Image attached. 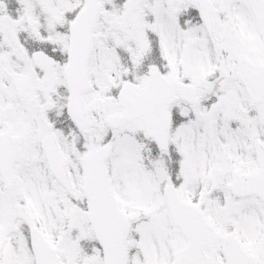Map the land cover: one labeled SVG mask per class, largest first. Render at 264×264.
<instances>
[{"label":"snow or ice","instance_id":"6c2138e0","mask_svg":"<svg viewBox=\"0 0 264 264\" xmlns=\"http://www.w3.org/2000/svg\"><path fill=\"white\" fill-rule=\"evenodd\" d=\"M0 264H264V0H0Z\"/></svg>","mask_w":264,"mask_h":264}]
</instances>
